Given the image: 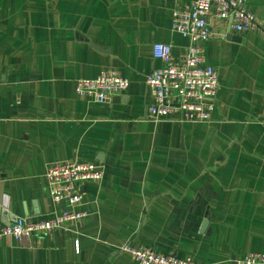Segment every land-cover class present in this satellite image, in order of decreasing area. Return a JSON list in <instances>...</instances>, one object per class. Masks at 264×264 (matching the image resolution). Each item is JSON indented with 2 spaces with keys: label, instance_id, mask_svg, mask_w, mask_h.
<instances>
[{
  "label": "crops",
  "instance_id": "0c3cea01",
  "mask_svg": "<svg viewBox=\"0 0 264 264\" xmlns=\"http://www.w3.org/2000/svg\"><path fill=\"white\" fill-rule=\"evenodd\" d=\"M193 0H0V229L51 218L46 169L92 163L85 216L44 236L0 237V264H133L149 247L193 264L264 253V40L207 17L200 44L219 90L208 123L151 120L155 43L181 57L171 12ZM264 20V0H247ZM114 72L124 94L80 98L77 80ZM203 221H208L201 231Z\"/></svg>",
  "mask_w": 264,
  "mask_h": 264
},
{
  "label": "built area",
  "instance_id": "2783aa9c",
  "mask_svg": "<svg viewBox=\"0 0 264 264\" xmlns=\"http://www.w3.org/2000/svg\"><path fill=\"white\" fill-rule=\"evenodd\" d=\"M247 0H193L190 5L171 12L170 28L173 32L189 40L185 53L174 59L170 47L155 43L152 57L160 62L146 77L152 104L146 107L147 116L159 121L176 115L181 122L208 123L215 109L219 90L216 69L204 61L200 44L211 38L207 17L228 23L232 32L255 33L264 40V20H258L246 8ZM129 82L114 72L102 73L92 80H77L76 95L90 98L95 103L106 104L115 95L124 94ZM102 170L92 163H56L45 172L46 194L55 204L64 208L55 211L51 218L43 221L28 222L17 219L11 225L0 229V237L22 240L32 234L44 236L59 230L64 224L78 222L84 212L75 208L80 204V187L85 182H99ZM133 264H193L190 257L166 255L149 247H122ZM232 264H264V253H250L234 259Z\"/></svg>",
  "mask_w": 264,
  "mask_h": 264
},
{
  "label": "water",
  "instance_id": "95a60500",
  "mask_svg": "<svg viewBox=\"0 0 264 264\" xmlns=\"http://www.w3.org/2000/svg\"><path fill=\"white\" fill-rule=\"evenodd\" d=\"M207 222L208 221H203L202 226H201V231H203L205 229Z\"/></svg>",
  "mask_w": 264,
  "mask_h": 264
}]
</instances>
